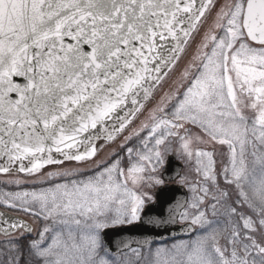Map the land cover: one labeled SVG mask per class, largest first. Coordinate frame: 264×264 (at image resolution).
<instances>
[{"label":"snow or ice","instance_id":"1","mask_svg":"<svg viewBox=\"0 0 264 264\" xmlns=\"http://www.w3.org/2000/svg\"><path fill=\"white\" fill-rule=\"evenodd\" d=\"M215 8V0H0V172L29 158L31 167L21 163L19 170L38 172L60 162L53 152L75 161L93 157L91 141L100 137L90 129L106 130L111 121L112 140L131 124ZM180 87L183 92L164 93L141 125L147 135L140 137L142 148L127 149L137 157L127 176L115 159L87 179L0 201L14 207L20 200L29 211L30 197L40 215L62 226L51 229L49 243L45 228L26 250L17 240L0 242V264H115L100 254V230L140 221L146 203L156 202L127 181L165 185L163 175L144 173L167 164L161 146L169 137L180 141L189 160L195 155L201 180L181 178L193 193L194 209L181 219L201 232L172 249L157 248L154 264H264V0L219 6L213 27L180 74ZM241 104L258 113L251 124ZM185 124L227 145L222 175L236 190L231 203L219 187L214 153H193L190 137L180 132L187 133ZM70 175L47 173L49 180ZM174 219L157 214L145 222L162 226ZM144 243L152 254L150 242ZM132 252L140 256L138 249Z\"/></svg>","mask_w":264,"mask_h":264},{"label":"rangeland","instance_id":"2","mask_svg":"<svg viewBox=\"0 0 264 264\" xmlns=\"http://www.w3.org/2000/svg\"><path fill=\"white\" fill-rule=\"evenodd\" d=\"M226 0H215L216 8L206 14V17L203 18V22L199 27V32H194L191 39L189 40L188 44L186 45V51L181 54V59L178 62V65L176 68H174L167 77H165L163 82L162 88H156L153 97L148 100L145 103V108L142 110L141 113L137 114V117L133 119L132 123L129 124L122 133H127V135L133 136L129 140V142H125L123 137V134L120 135V138H118L114 143L111 142H101L96 147V153L91 159H85L81 161H66L59 164H52L46 167L41 168L38 172L35 173H19V172H0V201L5 200H11L12 195L16 193H24V192H38L41 189L49 188L54 186L55 183H70L73 179L76 180H84L88 177L95 176L99 171L103 170V167L105 165H109L111 162H113L115 159H119L120 161V167L124 170V175L127 176V169L132 166V164L137 162V157L135 153L131 155V158L129 157V153L127 149L129 147L132 148H142L143 145L140 143V137L146 136L147 132L144 131L143 133H140L139 136L136 135L138 131H135V128L140 123L148 122L149 112L152 108H154L157 103L159 102V99L164 93L173 91L174 89L179 88V91L183 92V87H180V74L183 72L184 68L188 65V63L191 61L192 57L196 53V49L200 43V41L203 38V35L206 31L211 29L213 27L214 21H215V12L219 9V6L223 3H225ZM218 31V30H216ZM256 47V46H255ZM174 102V101H173ZM146 117V118H145ZM254 120H248L249 124H251ZM139 126V125H138ZM141 128V127H140ZM185 129H187V133H185L184 129H181L180 132L182 135L187 134L190 137L191 140V149L193 150V153H195L196 147L199 144V137L201 136L199 133L203 132L200 128L193 126L192 124H185ZM198 133V134H197ZM135 137V138H134ZM169 142H166L165 145H162V149H165V156L167 154H174L177 155L179 158H181L182 161L187 162V172H185L182 176L184 178H187L189 182H195L197 180H201L200 177L197 176L195 172V155H193L192 159L189 160V158L186 155H183L182 149L180 147V141L175 137H169ZM118 142H120V147L117 146ZM117 143V144H116ZM125 143V144H124ZM228 163L227 160L224 161L223 165L219 166V168H216L217 176H218V183L221 190H226L229 194L230 185H227L223 179L222 171L224 166ZM163 168L158 169L156 173H152L150 170L148 172H145V176L150 175H160ZM59 171H69L73 173V175L67 176L63 179L56 178L53 180H49L47 177V173L49 172H59ZM179 179V183L183 184L189 194V201L187 204V207L185 210H187L189 213L193 212L194 209H192L189 205L191 203L193 193L190 191L188 183H185L182 179ZM122 179V178H121ZM128 186L130 188H133L137 192L142 193H149L151 187L149 186L148 181H144L142 184H138L136 186H133L131 183V180L127 181ZM155 187V186H152ZM234 188V186H231ZM235 189V188H234ZM216 189L213 188V192H215ZM230 197V195H229ZM236 198V192L234 194L233 200ZM231 199L229 200V203H231ZM14 204L16 206L14 207H8L6 203L0 202V208L9 210L11 212L17 213L25 217L30 221L32 224L34 231L33 234H31L30 240L38 241L41 239L40 234L44 232L45 228H48V232H44L45 242L49 243L51 241V236L53 235V232L51 229L53 228H60L62 227L58 223H54L53 218H45L43 215H40V207L38 204H33L31 202V199L29 197V211H24L23 207L21 205L20 200H15ZM206 205H201V207H205ZM184 210V211H185ZM182 222H186L180 218ZM190 223V222H187ZM111 225H119V224H109ZM196 227L195 233L185 239H178L174 241L164 242V243H157L150 245L152 254H149V247L138 249L140 251V256H137L132 251H127L125 253H121L118 255H112L110 254L106 248L102 245L100 254L106 256V258L109 261H114L115 264H154L156 257L154 255L155 250L157 248H166V249H172V246L174 244L179 243H188L191 240L195 239L198 234H200L201 229L198 225H194ZM102 230V229H101ZM100 230V233H101ZM25 236L24 233H17L13 236L9 237H2L0 236V242H3L5 240H17L22 241L20 238ZM20 244L22 242H19ZM223 241H221V244L223 245ZM161 259H164L162 256Z\"/></svg>","mask_w":264,"mask_h":264},{"label":"water","instance_id":"3","mask_svg":"<svg viewBox=\"0 0 264 264\" xmlns=\"http://www.w3.org/2000/svg\"><path fill=\"white\" fill-rule=\"evenodd\" d=\"M129 107H131L130 103ZM108 124L109 127L106 130L90 129L91 134L100 137L91 141L94 146L99 141L108 140L107 136L113 131L111 127L112 122L109 121ZM87 147V143L81 144L79 152L83 153ZM65 151L68 150L65 149ZM47 155V153L44 154L45 159ZM51 155L60 162L69 161L58 153L53 152ZM29 159H25L22 162L17 161L11 165L9 171L21 172L19 170L21 163L25 167L30 168L31 163H29ZM166 160L167 164L161 172V175L165 179V185L156 188L154 193L156 202H149L145 205V211L142 213L141 220L131 224L108 226L102 230L101 241L109 253L117 254L134 247H145L147 246L144 243L145 241L150 242V244L160 243L188 237L194 233L195 227L193 225L190 223H179V215L188 201L186 188L176 182L182 172L183 165L172 154L168 155ZM4 164L5 160H0V166H4ZM157 214L162 215L166 220L169 219L170 215L174 216V222L170 221L162 226L149 225L145 222L148 216H155ZM13 224L17 225V227H12ZM22 226H26L27 230ZM3 229H8L10 234H14L19 229L31 232L33 227L22 216L0 208V235H3Z\"/></svg>","mask_w":264,"mask_h":264},{"label":"trees","instance_id":"4","mask_svg":"<svg viewBox=\"0 0 264 264\" xmlns=\"http://www.w3.org/2000/svg\"><path fill=\"white\" fill-rule=\"evenodd\" d=\"M199 138H202L203 142H201V140L199 139V144L196 147V149L212 151L214 153V159L216 161V168L218 169L219 166L223 165L224 161L227 160V158L229 157V150H228L227 145H220L216 142L210 141L209 138L203 133ZM185 165H186L185 172H187V165H188L187 162L185 163ZM154 188L155 187H151L150 193L153 192ZM228 189H229V195H230L231 201H233L236 190L231 186L228 187ZM18 242H22L26 250L27 245L30 242V239L23 238L22 241H18Z\"/></svg>","mask_w":264,"mask_h":264},{"label":"flooded vegetation","instance_id":"5","mask_svg":"<svg viewBox=\"0 0 264 264\" xmlns=\"http://www.w3.org/2000/svg\"><path fill=\"white\" fill-rule=\"evenodd\" d=\"M255 46L259 47V45H255ZM241 108H242L243 114L247 118V120H255V117L258 114L255 110H253L251 107H244L243 104H241ZM19 232L24 233L23 230H19L17 233H19ZM24 235L26 236L25 233H24Z\"/></svg>","mask_w":264,"mask_h":264}]
</instances>
